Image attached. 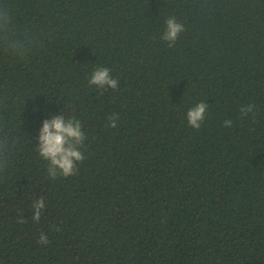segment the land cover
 I'll return each instance as SVG.
<instances>
[{"label": "trees", "instance_id": "obj_1", "mask_svg": "<svg viewBox=\"0 0 264 264\" xmlns=\"http://www.w3.org/2000/svg\"><path fill=\"white\" fill-rule=\"evenodd\" d=\"M49 113L82 122L76 175L35 151ZM0 264H264V0H0Z\"/></svg>", "mask_w": 264, "mask_h": 264}, {"label": "clouds", "instance_id": "obj_2", "mask_svg": "<svg viewBox=\"0 0 264 264\" xmlns=\"http://www.w3.org/2000/svg\"><path fill=\"white\" fill-rule=\"evenodd\" d=\"M185 31V25L179 22L176 17L169 16L165 20L164 31L161 39L172 47L180 34ZM89 86H95L104 91L109 88L116 90L119 82L111 75V69L105 66H96L88 78ZM208 103L200 101L188 109L186 119L188 124L194 129H199L205 120V112ZM255 104L248 103L240 107V113L247 116L253 113ZM50 118L43 119L42 126L38 129V139L35 141V151L43 160L47 161V176L55 180L60 176L67 177L76 175L79 171L78 163L83 162L85 156L81 149L87 139L82 130V122L75 115L48 114ZM108 127L115 128L119 120V114L112 113L108 117ZM225 127H232L231 119L224 120ZM46 208V201L43 197L34 198L30 211L31 220L39 223ZM24 223L23 217L19 220ZM53 230L59 231V226H53ZM37 243L44 246L50 244V240L45 231L39 233Z\"/></svg>", "mask_w": 264, "mask_h": 264}]
</instances>
